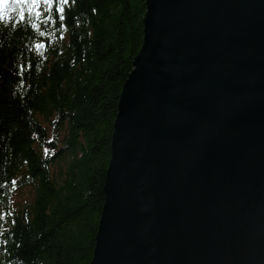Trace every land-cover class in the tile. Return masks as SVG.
<instances>
[{
    "label": "water",
    "instance_id": "1",
    "mask_svg": "<svg viewBox=\"0 0 264 264\" xmlns=\"http://www.w3.org/2000/svg\"><path fill=\"white\" fill-rule=\"evenodd\" d=\"M87 264H264V0H145Z\"/></svg>",
    "mask_w": 264,
    "mask_h": 264
},
{
    "label": "trees",
    "instance_id": "2",
    "mask_svg": "<svg viewBox=\"0 0 264 264\" xmlns=\"http://www.w3.org/2000/svg\"><path fill=\"white\" fill-rule=\"evenodd\" d=\"M38 7L8 4L0 22V264H87L146 4L69 0L63 29Z\"/></svg>",
    "mask_w": 264,
    "mask_h": 264
},
{
    "label": "snow or ice",
    "instance_id": "3",
    "mask_svg": "<svg viewBox=\"0 0 264 264\" xmlns=\"http://www.w3.org/2000/svg\"><path fill=\"white\" fill-rule=\"evenodd\" d=\"M41 2L47 6V8L44 10L47 14L45 15L44 12L40 10L38 7L36 9V17L40 18L43 17V22H55V15L59 14V20H60V28L63 29L64 24L63 21L65 20L64 13V7L63 5H67L69 3V0H0V22L4 20L5 17V6L8 4L12 5H25V4H31V5H40ZM20 22H27L32 20V14L29 11L28 13H25L23 9H21L20 13ZM12 18V17H10ZM17 26V25H14ZM33 28H36L37 25L33 24ZM44 33L41 32V35ZM37 47H43V45H37ZM13 184H15V181H13Z\"/></svg>",
    "mask_w": 264,
    "mask_h": 264
},
{
    "label": "rangeland",
    "instance_id": "4",
    "mask_svg": "<svg viewBox=\"0 0 264 264\" xmlns=\"http://www.w3.org/2000/svg\"><path fill=\"white\" fill-rule=\"evenodd\" d=\"M29 195V190H25L22 194H21V196L18 198H15V200H18V199H23V198H25L26 196H28Z\"/></svg>",
    "mask_w": 264,
    "mask_h": 264
}]
</instances>
